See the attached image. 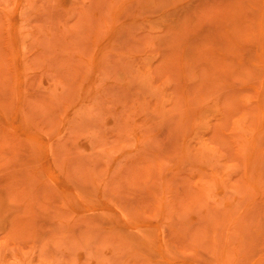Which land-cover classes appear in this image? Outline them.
<instances>
[{
    "label": "rangeland",
    "instance_id": "obj_1",
    "mask_svg": "<svg viewBox=\"0 0 264 264\" xmlns=\"http://www.w3.org/2000/svg\"><path fill=\"white\" fill-rule=\"evenodd\" d=\"M0 264H264V0H0Z\"/></svg>",
    "mask_w": 264,
    "mask_h": 264
}]
</instances>
